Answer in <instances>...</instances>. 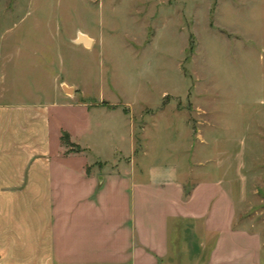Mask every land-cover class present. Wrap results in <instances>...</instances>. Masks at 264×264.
I'll return each instance as SVG.
<instances>
[{
	"label": "rangeland",
	"instance_id": "1",
	"mask_svg": "<svg viewBox=\"0 0 264 264\" xmlns=\"http://www.w3.org/2000/svg\"><path fill=\"white\" fill-rule=\"evenodd\" d=\"M7 90L66 168L197 192L198 264H264V0H0Z\"/></svg>",
	"mask_w": 264,
	"mask_h": 264
},
{
	"label": "crops",
	"instance_id": "2",
	"mask_svg": "<svg viewBox=\"0 0 264 264\" xmlns=\"http://www.w3.org/2000/svg\"><path fill=\"white\" fill-rule=\"evenodd\" d=\"M9 93L0 92V264H198L206 248L191 245L206 219L182 215L197 192L183 202L170 176L139 186L133 173L66 168L54 157L51 107L5 102Z\"/></svg>",
	"mask_w": 264,
	"mask_h": 264
},
{
	"label": "water",
	"instance_id": "3",
	"mask_svg": "<svg viewBox=\"0 0 264 264\" xmlns=\"http://www.w3.org/2000/svg\"><path fill=\"white\" fill-rule=\"evenodd\" d=\"M77 42L83 43L87 47L91 46L93 43V41L89 37H87L86 35H83V34H80L78 36ZM67 90H68V92H71V89H67Z\"/></svg>",
	"mask_w": 264,
	"mask_h": 264
}]
</instances>
